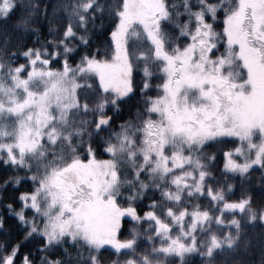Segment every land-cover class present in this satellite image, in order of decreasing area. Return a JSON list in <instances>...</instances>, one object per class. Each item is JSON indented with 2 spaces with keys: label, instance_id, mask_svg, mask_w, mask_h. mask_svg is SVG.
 <instances>
[{
  "label": "snow or ice",
  "instance_id": "snow-or-ice-1",
  "mask_svg": "<svg viewBox=\"0 0 264 264\" xmlns=\"http://www.w3.org/2000/svg\"><path fill=\"white\" fill-rule=\"evenodd\" d=\"M17 8L0 189L29 190L4 204L25 230L0 216V264H264V0H0V19Z\"/></svg>",
  "mask_w": 264,
  "mask_h": 264
},
{
  "label": "trees",
  "instance_id": "trees-1",
  "mask_svg": "<svg viewBox=\"0 0 264 264\" xmlns=\"http://www.w3.org/2000/svg\"><path fill=\"white\" fill-rule=\"evenodd\" d=\"M41 3H47L49 5V7H51L52 5L56 4L58 2V0H40ZM20 12V9L17 8L16 12L13 13L12 17H10L8 20H3L0 19V27H5V26H9L11 25L12 21L16 18V16L18 15V13ZM97 23H99V21H97ZM105 27L107 28V25H105ZM46 34H47V26L46 23H42L41 24V39H46ZM107 31H100V30H96L92 33V41L90 42L91 47H96L98 45L101 46H106L107 45ZM32 43V39L29 36H26L24 39L20 40V43ZM75 43L79 44V41H75ZM86 49L81 48L80 51H85ZM76 56H79V52L76 53ZM136 79L137 81H139L140 77L139 74H136ZM149 94H154V93H149ZM138 99V97L133 96L130 100L125 101L124 103L121 104V109L123 110V113H127L129 110L130 106H133L135 101ZM118 118H123V116L121 115ZM115 123V121H114ZM98 155L103 158V153H98ZM223 163L222 158H218L217 160V164L215 166V170H217V174H219V168L221 167ZM14 173H12L9 169L5 168L2 164H0V180L5 179L8 175H12ZM23 173H21L22 175ZM252 184L248 185L249 187H256L259 188L260 185L257 183V181L260 180V172L259 170H256L252 173ZM234 183L237 185L236 189H235V193L233 196H231L230 198H238L240 195V182L239 180H235ZM29 182L25 181L23 184H21L18 188L17 187H13L11 185H9L7 187V189H0V216H4L6 219V225L5 227L8 229L9 231V235L10 237L18 240L20 239V237L23 235V231L25 229H22L19 226L18 221L16 220L15 216L12 215L11 213H9L8 209L4 206L5 202L8 201L9 199H11V202L13 204H15L16 207H19L18 202L15 199L16 194L19 191H25V190H29L28 187ZM146 202V201H145ZM26 215H32V213L30 211H26ZM262 226L260 223H256L254 225H252L249 228V232H260L262 230ZM3 235V232H0V236ZM42 240L39 237L33 238V239H29L27 241H25L20 249V252H26V251H34L37 248V245L39 243H41ZM105 255H110V253H105ZM123 258V257H122ZM20 257H17V261H19ZM34 259L39 260V254L37 253L36 256L34 257ZM187 264H206V260L205 258H202L199 253H194L191 254L190 256H188L187 258Z\"/></svg>",
  "mask_w": 264,
  "mask_h": 264
},
{
  "label": "rangeland",
  "instance_id": "rangeland-1",
  "mask_svg": "<svg viewBox=\"0 0 264 264\" xmlns=\"http://www.w3.org/2000/svg\"><path fill=\"white\" fill-rule=\"evenodd\" d=\"M154 83L156 82V81H153Z\"/></svg>",
  "mask_w": 264,
  "mask_h": 264
}]
</instances>
